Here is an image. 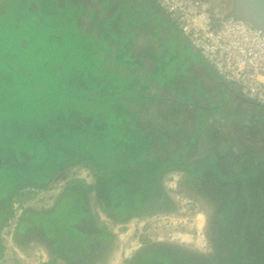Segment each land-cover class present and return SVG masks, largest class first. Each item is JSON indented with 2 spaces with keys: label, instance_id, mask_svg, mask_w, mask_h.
<instances>
[{
  "label": "trees",
  "instance_id": "16d2710c",
  "mask_svg": "<svg viewBox=\"0 0 264 264\" xmlns=\"http://www.w3.org/2000/svg\"><path fill=\"white\" fill-rule=\"evenodd\" d=\"M98 2L103 8L102 18L99 20L94 10H86L84 0H4L0 1V14L13 9V20L10 19L7 23L16 28L21 18L23 20L30 16L23 13L27 9L33 16L43 17L45 22L43 24L40 22L43 29L68 31L69 37L65 40L67 46L64 50L60 48V55L57 54V49L53 48V41L48 42L47 50L49 49L50 52L46 58L48 61L46 65L48 64V68L52 70L57 69L64 62L61 55L66 56L73 42L81 40V45L84 43L86 34L92 36L104 34L105 37L108 36L106 39L110 41V46H117L122 40L121 36H126L129 23L131 26L135 24L139 31L144 30L148 25L147 22L152 21V27L156 28V32L159 29L160 36V29L168 28L170 32L171 26L176 28L155 0H98ZM137 5L140 6L139 10ZM142 5L145 7V12H141ZM60 16L72 19L73 23H65ZM39 21L38 19L36 24ZM98 21L102 28L96 33L95 24ZM114 25L117 27L116 30L113 28ZM2 26H0V112L2 110L6 115H1L0 119V167L5 172L11 170L12 175L10 171L0 172V228L8 217L14 216L13 211L10 212L6 206L3 207V202L12 189L31 187L42 189L53 179L56 172L84 159L91 162L98 172L96 182L87 185L73 183L60 194L53 206L41 210H25L19 216L17 238L21 236V240H24L29 231L39 233V238L46 243L50 253V258L42 264H59L60 259L74 261L75 252L84 249L82 245L90 240L93 242L91 245L93 248L89 247L88 250L91 257L87 264H90L97 255L96 249L107 246L112 235L107 227L100 228L94 221L86 193L95 192L104 210L112 218L119 220L135 216L143 206L151 204L153 200H158L164 207L173 208L174 203L168 200L167 195L161 190L159 180L165 172L181 167L186 168L188 175L195 178V186L198 188L215 189L207 195L211 201L223 202L221 209L214 210L215 218L220 214L225 215V218L231 214L230 222L224 225L225 229L210 226V234L216 239H214L215 253L209 258L202 257L201 254H185L181 253L180 248L169 246L170 244H149L150 238L141 235L140 240L146 243L144 248L146 251L142 250L144 252L141 251L132 262L128 260L130 264H165L161 259H164L166 264L216 262L264 264V192H261V188L264 187V175L258 176L264 169V163L258 165L252 163V166L245 168L249 149L240 142H229V145H226L227 150L225 145H221L217 152L209 151L193 160L187 158V154L196 145L195 141L200 129L210 116L219 113L232 114L237 120V123L234 122V129L246 131L249 128L248 119H245L244 115L240 117L243 112L237 110L245 107L258 108V112L253 117L254 124L264 129L262 104L244 101L239 97L238 91L221 81L217 75L220 84L227 89L226 97L213 96V100L207 104L200 103L199 100L187 102L189 104L182 102L183 108L173 105V109L169 107L170 109L164 110V114L158 119L151 117L150 127L143 129L139 124L143 120H148V104L153 103L155 99L149 94L147 90L149 87L145 86V83L142 86L139 84L138 74L127 71L133 75L129 79L127 88L135 92L132 95L114 93V95L94 97L81 90L90 89V83L94 80L99 93L100 91L106 93L107 90L117 92L116 81H112L111 76L104 74L103 70L112 55L125 50L124 47L119 51L110 50L112 54L103 50L100 54V58L103 59H99L102 64L100 67H85L84 63H78L80 66L74 65L71 68L66 65L59 67L60 69L56 70L58 72L52 74L57 77V81H60L59 87L55 89H52L47 81H40L37 78L27 81L21 78L20 82L25 83L26 86L32 84L36 88L24 97L30 92L20 93L8 85L9 79L14 75V69L25 68L22 65V52L29 40L23 37L22 41L18 39V44L13 43L14 38L7 35ZM78 26L81 28L80 31L75 29L79 28ZM139 32H132L134 37L129 41H134ZM151 33L153 37V31ZM112 36L114 39L111 38ZM179 36H181L180 41L186 42L191 52L199 57L188 41L181 34ZM81 48L85 49L79 55L85 60L100 50V46L93 44H88L87 47L83 44ZM38 50L36 48V51ZM121 59L119 55L114 60L122 62ZM103 61L106 62L103 64ZM129 61L128 65L126 63L122 65L116 63V65L128 66L131 70L137 68L135 58L130 56ZM111 69L109 68L112 73L115 72V66ZM70 73L71 77H67ZM65 78L68 80L64 81ZM103 80L106 82L105 85L101 83ZM15 85L19 83L15 82ZM137 85L142 92L136 93L139 91L135 88ZM21 97L24 101L31 97L29 104L38 102L39 109L36 110L33 106L30 113L26 114L22 106L26 103L19 100ZM164 100L170 99L164 98ZM103 102L107 105V113L94 108ZM210 104L211 107L208 106ZM11 105L15 110L7 113L6 111L12 108ZM111 109L113 112L109 111ZM116 114L129 115L128 118L123 119L125 127H119L118 122L109 123ZM184 116L188 117L186 122ZM232 117L229 122L234 121ZM224 127L218 126L216 130L221 133L225 131ZM170 140L174 141L173 150L169 148ZM110 153L119 156V161L116 160L117 162H113L111 166L107 162L109 158L105 159L106 155L110 157ZM220 155H225L226 158L223 157L222 161H229V166L236 164L234 168L237 172L232 175L224 174L220 169L223 164ZM239 177L245 179L241 187L238 186ZM2 249L0 243L1 254H3Z\"/></svg>",
  "mask_w": 264,
  "mask_h": 264
},
{
  "label": "rangeland",
  "instance_id": "374dc122",
  "mask_svg": "<svg viewBox=\"0 0 264 264\" xmlns=\"http://www.w3.org/2000/svg\"><path fill=\"white\" fill-rule=\"evenodd\" d=\"M4 1V0H0ZM225 3L229 8L232 9V5H234V0H224ZM85 8L87 11L94 10L96 12L97 19L102 18V5L98 0H84ZM33 4V3H32ZM138 6V5H137ZM143 10L141 12H145V7L142 5ZM138 10L140 6L137 7ZM98 12H97V11ZM13 12L14 10L11 9L5 14H0V26L3 24V28L6 31L7 35H11L14 38L15 44H18V39L24 37L26 40H29L28 45H26L22 52L23 58V67L22 69H14V75L9 79L8 87L11 89H16L20 93L23 92H30L24 97L28 96L35 90L32 84L28 86L25 83L20 82L21 78L26 79L27 81L38 79L42 81H47L48 85L52 88H58L59 82L57 81V77L52 75L53 73L56 74L57 69L59 67H63L66 65L68 68L73 67L74 65L80 66L79 64H83L89 66L90 68H94L95 66H101L100 58L101 52L103 50L108 51L110 54V50H118L121 47H124V44H128L131 38L134 37L132 31L126 35L121 36L122 40L119 44L110 46V41L106 39L108 36H104V34H94L95 35H84L85 41L82 45L93 44L95 46H100V50L91 54L90 58L85 60L83 59L79 53H82L83 49L81 48V40H76L71 44L70 50L67 52L66 56L64 57L63 54L61 55L64 58V62L57 67V69H50L48 68V64L46 65V60L48 53L50 50L47 48L49 47L48 42L50 40L53 41V48L57 49V54L60 55L61 50H64L67 46V42H65L66 38H68L69 34L66 29L54 30L45 28L40 25V22L43 24L45 20L41 16H33L30 14L27 9L23 11L24 15L26 14L29 16L28 18H21L20 24L18 27L14 28L9 26L7 22H10V19L13 20ZM43 14L42 12H40ZM29 14V15H28ZM137 14V13H136ZM53 16V15H50ZM60 18L65 21V23H73L72 19ZM40 20L37 24V20ZM102 21V20H100ZM98 21L95 24L96 33L101 31V23ZM103 22V21H102ZM128 23V22H127ZM148 25L145 26V32L141 35L140 40H138V44L133 45L131 48L130 45L128 46L131 50V54L135 57V62H142L141 67L136 71L140 77L144 75V70L148 69V66L144 61H140L144 59V56L147 54L148 51H144L143 47L150 41H154L155 43L160 41V44L156 47L155 51L157 54L162 55V57L157 62V67L154 68L152 72H147L146 75L155 80V82L162 83L166 79H171L173 77H178L179 87L184 89V91H188V93H194L197 90V96L200 97V103H208L212 100V97H219L224 96L226 97L227 89L220 84V80L214 77H209L208 75H204V82H200L203 78L199 76L194 80V77L191 75V61H193V56L191 50L188 47V44H182L180 39L181 36L180 32L173 26H171L172 30L168 33L167 29L163 36L159 35V29L152 27L150 22H147ZM36 26H38L36 29ZM79 28H75L78 31L81 30ZM113 28L116 30L117 27L114 25ZM36 29V30H35ZM70 30V28H68ZM11 31V32H10ZM118 31V30H117ZM153 31V37H151V32ZM64 32V33H63ZM119 32V31H118ZM39 33V34H38ZM126 34V33H125ZM175 34V35H174ZM179 34V35H177ZM67 35V36H66ZM116 35V34H112ZM177 36V37H176ZM63 37V39H62ZM151 37V40H150ZM76 38V35H75ZM114 39V36L111 37ZM120 39V36L118 37ZM114 41L112 40L111 43ZM123 43V45H122ZM122 45V46H121ZM117 48H116V47ZM36 48L39 50L36 51ZM41 50V53L39 54ZM115 52V51H114ZM146 53V54H145ZM112 54V52H111ZM39 55V56H38ZM121 55L122 62H115V58ZM38 56V58H37ZM105 56V55H104ZM157 57V56H155ZM130 55L125 54L121 50L118 53H114L108 63L105 65L107 66L103 73L108 74L111 76L112 81H116L118 86L117 92L114 90H107L106 93H101L103 91L98 92L99 88L96 85V82L93 80L90 83L91 88L88 90L81 89L82 91H86L88 94L94 97H101L103 95H114V93L120 95H132L135 92L127 89L129 79L133 76L130 72H134L135 70H131L128 66H118L128 62ZM100 59V60H99ZM85 60V61H84ZM133 60V59H132ZM22 61V59H21ZM84 61V62H82ZM147 61V60H146ZM106 61H103V64ZM79 63V64H78ZM116 63L118 65H116ZM57 66V65H56ZM115 66V72L109 70ZM144 67V68H143ZM113 70V69H111ZM193 74L196 73V69L193 70ZM198 76V75H196ZM67 77H71V73L67 75ZM78 77H80L78 75ZM84 77H87L84 75ZM20 80V81H19ZM63 80V79H61ZM68 80V78H65ZM144 80H139V84L142 86L144 84ZM63 81V83H64ZM19 83V85H15ZM29 83V82H28ZM102 85H105V81H101ZM139 85L135 88L138 89L136 93L142 92L140 91ZM193 88V91L191 90ZM75 89V88H74ZM22 90V91H21ZM79 90V89H78ZM17 91V92H18ZM80 91V90H79ZM109 91V92H108ZM19 94V93H17ZM56 95V94H55ZM31 98V97H30ZM29 98V99H30ZM29 99L24 101L21 97L19 99L22 103H26L24 106V110L26 114L30 113V109L34 106L36 110L39 109V103H35L33 105L29 104ZM32 99V98H31ZM154 109L150 113L151 116L158 118L161 114V111L164 109L162 107H158L157 104L154 105ZM212 106V104L208 105ZM11 109L6 111L9 113L12 110H15L13 105H11ZM191 107V106H189ZM97 110H104L107 111V105L103 102L94 106ZM170 109V108H169ZM113 112V110H109ZM169 111V110H168ZM127 111H125L126 113ZM253 117L254 112L251 111ZM6 115L1 110L0 112V119L1 115ZM114 115V114H112ZM117 116V119H116ZM115 117L109 120V123L116 124L115 122L119 123V127H125L124 118H128L129 115L125 116L124 114H116ZM148 117V116H147ZM187 116H184V119ZM232 114H225L221 115L216 114L213 116L208 117V121L205 122V127L211 124H216L218 126H225L224 124H230ZM122 118V119H121ZM188 118V117H187ZM187 118L184 122H186ZM120 121V122H119ZM140 127L143 129L149 128L151 122L149 120H143L140 122ZM186 126L188 124L186 123ZM226 127V126H225ZM241 131H237L236 134L241 135ZM201 134V136H200ZM200 141L196 142L194 148L187 154V158L189 160L197 159L202 157L204 152L208 153L214 149V145L211 144L213 140L210 139V136L204 135V133H200ZM248 132H245V136L247 137ZM244 137V138H246ZM231 138H236L235 134ZM243 138V135H242ZM237 139V138H236ZM174 141H169V148L173 150L174 148ZM216 149H219L218 147ZM204 155V154H203ZM109 158V159H108ZM105 159H108V165L111 166L114 164L113 162L119 161V156L117 157L116 154L110 153V157L108 155L105 156ZM117 160V161H116ZM123 161V160H122ZM120 161V162H122ZM229 161H225L223 164L224 168L228 167ZM12 175L11 170H6ZM0 172H5L0 167ZM5 172V173H6ZM5 175V174H4ZM98 177V172L94 168L91 162H87L84 159L79 160L74 164H70L66 166L64 169L56 172L53 179L47 183L46 186L42 189H36L35 187L31 188H23L20 190H16V188L12 189L11 193L8 197L4 200V206L10 212H14V216L8 217L2 227L0 228V243L1 248H3V254L0 252V264H42V262L48 260L50 258L49 250L46 246V243L43 242L41 238H39V233L28 232L27 236L24 240H21V236L17 238L18 227L17 223L19 221V216L25 212L27 209H44L51 207L55 204V202L59 199L60 194L69 186L74 184H93L96 182ZM159 184H161V190L167 195L168 200H171L174 203L173 208L164 207L163 204H160L158 200H153L151 204L143 206L139 213L135 216H131L126 218L125 220H119L112 218L103 208V206L98 202L96 198L95 192H88L86 193V198H88V206L91 211V214L94 218V221L100 226V228H106L108 232L111 233V240L109 244L103 249H96V257L94 260L90 262V264H130L128 260L131 262L134 258L140 254L142 250L146 251L144 248L146 247V243H142L140 240L141 235L148 236L151 240L149 244H170L169 246H174V248H180L181 253H189V254H201L202 257L209 258L213 255L212 249L214 248V240L213 237L209 236L210 224L213 220L214 216L210 215V212L214 209V207L209 206L208 201L200 194L194 191L195 189V178L187 176L185 170L176 169L171 170L170 172H165L160 180ZM8 188V186H7ZM31 189V191H29ZM168 203H170L168 201ZM167 208V209H166ZM5 209V210H6ZM202 213L204 215L203 224L200 226L198 221L199 214ZM7 218V214L5 216ZM106 230V231H107ZM200 231V234L197 233ZM12 233V237L10 234ZM208 236V238H207ZM205 237V238H204ZM208 240V241H207ZM82 246V250H77L75 252L74 261H67L65 259H60L58 261L59 264H87V261L90 259L91 254L89 247L93 248L91 245L93 242L90 240L85 241ZM211 248V250H210ZM142 251V252H144ZM87 252V253H86ZM89 253V254H88ZM165 264L166 261L161 259ZM214 264H220L216 262Z\"/></svg>",
  "mask_w": 264,
  "mask_h": 264
},
{
  "label": "built area",
  "instance_id": "2783aa9c",
  "mask_svg": "<svg viewBox=\"0 0 264 264\" xmlns=\"http://www.w3.org/2000/svg\"><path fill=\"white\" fill-rule=\"evenodd\" d=\"M155 1L224 83L264 105V30L235 15L224 0Z\"/></svg>",
  "mask_w": 264,
  "mask_h": 264
},
{
  "label": "flooded vegetation",
  "instance_id": "af4514ba",
  "mask_svg": "<svg viewBox=\"0 0 264 264\" xmlns=\"http://www.w3.org/2000/svg\"><path fill=\"white\" fill-rule=\"evenodd\" d=\"M257 106H260V105H257ZM263 108H264V105H263ZM257 109L258 108L245 107V108H242V110L241 109L237 110V112H240V113L243 112V114H241L240 117H242V115H244L245 119L246 118L248 119L247 123H249L248 130L241 131L242 132L241 135L236 134V132L238 130L234 129V122L237 123L236 117L235 118L232 117L234 121L231 122L230 125L224 124L226 126V127H224L225 131H223L221 133H219L216 130L218 128V125H216V124L215 125H209V126H206V127L204 125L203 128H201V129L199 127L198 129L201 130L199 133H204V135L210 136V139L213 140L211 144L214 145L213 146L214 149L211 151V153L212 152H217L218 149H216V148L217 147L220 148L221 145H225V148H226L225 150H227L226 145H229L228 144L229 142H232V143L240 142L241 145L243 143L249 149L248 150V154L246 155V161H248V163H247L245 168H247L249 165L252 166V163L256 164V165L263 164L264 163V129H262V127L258 126L257 124H254L255 122H254V119H253V115L251 113V111H253L254 113H257L258 112ZM259 112H261V111L259 110ZM261 113L264 114V110ZM206 129H207V134H206ZM245 132H248L247 137L245 136ZM234 134H235L237 139L236 138H231L232 136H234ZM242 135H243V138H242ZM200 136H201V134H200ZM244 137H246V138H244ZM197 141H200L199 135H198V138L195 141V143ZM220 157H221V161H222L223 157H225V155H220ZM222 162L224 164L225 161H222ZM223 164L220 166V169H221V171L224 174L232 175L235 172H237L236 168H234V167L237 166L236 164H233L232 167L228 165L227 168H224ZM178 169H181L182 171L185 170L186 173H187V176H189L188 175L189 173L186 170V168L184 169V168L180 167ZM174 170H176V169H174ZM246 170L248 171L249 169H246ZM170 171H168V172H170ZM260 175H261V177H262V175H264V169L262 170V172L258 176H260ZM237 180H238V186L239 187L244 185V183H245V179L244 178L242 179V178L239 177ZM246 182L247 183L249 182L247 178H246ZM214 186L215 187H219L218 185H214ZM194 187H195L194 191L196 193L202 195L208 201L209 206H211V207L213 206L214 207V209L210 212V215L214 216L212 222L209 223L210 226H212L214 228H215V226H217L220 229L221 228L225 229L224 225H226L227 223L230 222L231 214L228 215L229 217L226 216V218H225V215H222V214H220L219 217L215 218L216 215H214V210L216 211V209H221L220 206L223 204V202H222V200L221 201H213V200L211 201V200H209V198L207 196L209 193L211 194L215 189L213 187H209V188H205V189H202L201 187L198 188L197 186H194ZM261 189H262L261 192H264V187H262ZM214 228H212V229H214ZM210 233H211V230H209V236L212 237V235ZM207 238H208V236H207ZM214 239L215 238L213 237V240ZM215 246H216V244L214 242V248L212 249L213 254L215 253ZM210 250H211V248H210Z\"/></svg>",
  "mask_w": 264,
  "mask_h": 264
},
{
  "label": "crops",
  "instance_id": "0c3cea01",
  "mask_svg": "<svg viewBox=\"0 0 264 264\" xmlns=\"http://www.w3.org/2000/svg\"><path fill=\"white\" fill-rule=\"evenodd\" d=\"M130 24L131 23H129L128 27L126 28V32H125L126 34L125 35H128L131 31L136 32V33L139 31L140 32L135 37L134 41H131V43H128V44L125 43V46H124L125 50H121V51L125 52V54H128L132 58H134L135 56L131 54V52H130L131 50L129 49L128 46L130 45V47L132 48L133 45L136 44V41L138 44V40H140L141 35L145 32V30H139L138 31V28L135 26V24L133 26H131ZM165 30H166L165 28L160 29L161 36L169 33L168 28H167L168 33L167 32L165 33ZM151 37H152V35H151ZM151 37H150V40H151ZM181 43L185 44V42L184 43L181 42ZM159 44H160V41H159V43L158 42L155 43L153 40L148 42L143 47L145 52L148 51V55L145 53L146 55L144 56V59L140 58V61H144L146 63V65L148 66V69L146 68V70H144L145 72H144V75L142 77H140V75H139V79L140 80L145 79L144 80V83L146 84L145 86L149 87L147 90L149 91V94H151L155 99V101L153 103L148 104V108H149L148 120L150 122H152L151 117H153L150 115V113L152 112V110L154 109L153 107H155L154 105H156V104L158 107L164 108L160 113V114H164L163 111L168 109L169 107H171L172 109L174 108V106L183 108V105H181L182 102L183 103L185 102V104H189L187 102L193 101V100H199L200 101V99H201L200 97L197 96V90H195L194 93H192V92L188 93V91H184V89L180 88L179 87L180 81H178L179 78L176 76L171 78V79L170 78L166 79L162 83H159V82H155V80H153L152 78H150L149 76L146 75L147 72H152L154 70V68L157 67V62L162 57V55L157 54V52L155 51L156 47ZM154 52H156V53L154 54ZM151 53H153V54H151ZM155 56H157V57H155ZM192 56H193V61H191V71H192L191 75L194 77V80L196 78H198L199 76L203 77L204 75H208L209 77H214V78L217 77L215 70L209 64H207L200 55H199V57H197L196 54L193 53ZM141 63L142 62L136 63L138 65L137 69L139 67H141L140 66ZM194 69H196V73H197L195 75L193 74ZM134 70H135L134 73L138 74L136 71V67L134 68ZM196 75H198V76H196ZM200 82L205 83L204 77L201 79ZM191 90L193 91V88ZM176 91H178V92H176ZM164 98H167L170 100L165 101ZM173 100H175V101H173ZM212 100H213V97H212ZM204 104H207V103H204ZM154 118H156V117H154ZM158 118H156V119H158ZM203 154L205 155L206 152H204ZM203 154H202V156H203Z\"/></svg>",
  "mask_w": 264,
  "mask_h": 264
},
{
  "label": "water",
  "instance_id": "95a60500",
  "mask_svg": "<svg viewBox=\"0 0 264 264\" xmlns=\"http://www.w3.org/2000/svg\"><path fill=\"white\" fill-rule=\"evenodd\" d=\"M233 12L264 30V0H234ZM241 98L244 101H250L244 97Z\"/></svg>",
  "mask_w": 264,
  "mask_h": 264
},
{
  "label": "bare ground",
  "instance_id": "6f19581e",
  "mask_svg": "<svg viewBox=\"0 0 264 264\" xmlns=\"http://www.w3.org/2000/svg\"><path fill=\"white\" fill-rule=\"evenodd\" d=\"M233 8H234V5H232V11H233ZM198 221H199V225L201 226L204 221V215L202 213L199 214Z\"/></svg>",
  "mask_w": 264,
  "mask_h": 264
},
{
  "label": "clouds",
  "instance_id": "9594fccd",
  "mask_svg": "<svg viewBox=\"0 0 264 264\" xmlns=\"http://www.w3.org/2000/svg\"><path fill=\"white\" fill-rule=\"evenodd\" d=\"M222 81V80H221ZM251 101V100H250ZM253 102V101H252ZM256 103V102H255Z\"/></svg>",
  "mask_w": 264,
  "mask_h": 264
}]
</instances>
